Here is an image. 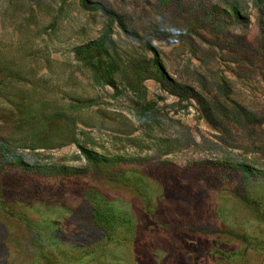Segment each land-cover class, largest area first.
I'll list each match as a JSON object with an SVG mask.
<instances>
[{
    "label": "rangeland",
    "instance_id": "374dc122",
    "mask_svg": "<svg viewBox=\"0 0 264 264\" xmlns=\"http://www.w3.org/2000/svg\"><path fill=\"white\" fill-rule=\"evenodd\" d=\"M81 1L0 0V264H264V0Z\"/></svg>",
    "mask_w": 264,
    "mask_h": 264
},
{
    "label": "trees",
    "instance_id": "16d2710c",
    "mask_svg": "<svg viewBox=\"0 0 264 264\" xmlns=\"http://www.w3.org/2000/svg\"><path fill=\"white\" fill-rule=\"evenodd\" d=\"M81 5L83 8L86 9H97L100 10L105 16H107V18L110 21L113 20H117L118 17L113 14L112 12L108 11L107 9H105L101 4L97 3V2H90L88 0H82L81 1ZM233 8V13L235 14L236 17L239 16V11L235 8ZM120 26L122 27L121 31L129 38H136L139 39L143 42L144 46L150 50L153 54V60H152V64L154 66L155 72L156 74L159 76L158 78H167L165 75V71L163 70V66L162 63L160 62L158 53L156 52L155 48L153 47V45L151 44L149 39L146 38H141L137 35V33L133 30V29H126L124 28L123 24L120 23ZM104 33L103 36L98 40V41H94L89 43L87 46L83 47V48H79V54L81 56V61L87 65L88 62L90 61L89 59H86L85 57H82V54L84 53V50H90L92 48L94 49H98V47H104L103 50L104 52L106 51V43L108 40V35L109 32L111 31V29H103ZM161 31H157V33H159ZM161 80V79H160ZM179 88V87H178ZM188 91H191L194 94L195 99L197 100V102L201 105L203 111L205 112L207 118L209 120H213V110L216 108H219L217 104H210L208 103L200 94L196 93L195 91H193L190 88H185ZM245 116L248 118H250V115L247 113L245 114ZM5 151H6V144L4 141H0V156H2L3 160L6 161L8 164H11L14 162V164H16V161L14 160V157H9L5 155ZM3 154V155H2ZM86 158L88 161H93V158L95 156H91V154L89 152H84ZM96 158H101L96 156ZM13 160V161H12ZM21 163V162H20ZM19 162H17V164H20ZM218 165L220 167H225L227 169H230L234 172H238V173H242L245 177H250V178H255V179H262L264 180V171H259L256 170L254 168H251L249 166H243V165H230V164H225V163H218ZM38 171H42L43 173H47L50 172L52 170H57V171H70L68 168L66 167H59L56 169L53 168H42V167H38L37 168Z\"/></svg>",
    "mask_w": 264,
    "mask_h": 264
},
{
    "label": "clouds",
    "instance_id": "9594fccd",
    "mask_svg": "<svg viewBox=\"0 0 264 264\" xmlns=\"http://www.w3.org/2000/svg\"><path fill=\"white\" fill-rule=\"evenodd\" d=\"M174 33L177 31L176 29H173Z\"/></svg>",
    "mask_w": 264,
    "mask_h": 264
}]
</instances>
